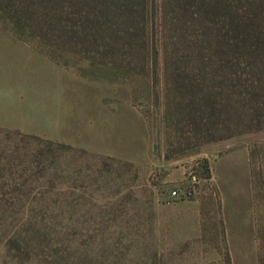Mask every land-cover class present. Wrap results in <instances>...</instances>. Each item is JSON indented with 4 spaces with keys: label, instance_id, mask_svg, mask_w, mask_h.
<instances>
[{
    "label": "trees",
    "instance_id": "obj_1",
    "mask_svg": "<svg viewBox=\"0 0 264 264\" xmlns=\"http://www.w3.org/2000/svg\"><path fill=\"white\" fill-rule=\"evenodd\" d=\"M0 24L114 69L127 59L150 69L153 56L180 141L206 145L264 126V0H0ZM29 139L21 143L44 166L53 143ZM71 167L57 170L54 180L68 181L60 189L24 175L2 183L16 179L0 173V264H158V251L141 249L153 189L106 170L108 182L81 191Z\"/></svg>",
    "mask_w": 264,
    "mask_h": 264
},
{
    "label": "rangeland",
    "instance_id": "obj_2",
    "mask_svg": "<svg viewBox=\"0 0 264 264\" xmlns=\"http://www.w3.org/2000/svg\"><path fill=\"white\" fill-rule=\"evenodd\" d=\"M154 59L150 69L129 59L114 69L0 24V173L16 179L1 182L21 184L24 175L26 184L60 189L68 181L54 180L57 170L73 165L81 191L93 192L107 171L133 173L134 185L154 191V204L141 209V249L158 251V264H264V126L206 145L180 141L164 118L167 90ZM30 136L56 149L44 166L34 145L21 143Z\"/></svg>",
    "mask_w": 264,
    "mask_h": 264
},
{
    "label": "built area",
    "instance_id": "obj_3",
    "mask_svg": "<svg viewBox=\"0 0 264 264\" xmlns=\"http://www.w3.org/2000/svg\"><path fill=\"white\" fill-rule=\"evenodd\" d=\"M172 195H173V196H177L176 192H172Z\"/></svg>",
    "mask_w": 264,
    "mask_h": 264
}]
</instances>
